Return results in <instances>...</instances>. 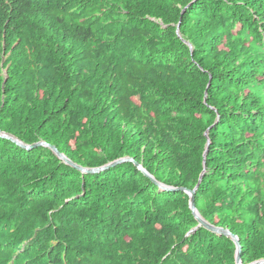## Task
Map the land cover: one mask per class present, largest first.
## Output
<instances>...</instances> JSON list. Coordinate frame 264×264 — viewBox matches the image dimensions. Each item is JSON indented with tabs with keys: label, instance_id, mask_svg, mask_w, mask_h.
<instances>
[{
	"label": "trees",
	"instance_id": "1",
	"mask_svg": "<svg viewBox=\"0 0 264 264\" xmlns=\"http://www.w3.org/2000/svg\"><path fill=\"white\" fill-rule=\"evenodd\" d=\"M0 132L202 176L199 215L264 260V0H0ZM196 227L133 163L0 138V264H235Z\"/></svg>",
	"mask_w": 264,
	"mask_h": 264
},
{
	"label": "water",
	"instance_id": "2",
	"mask_svg": "<svg viewBox=\"0 0 264 264\" xmlns=\"http://www.w3.org/2000/svg\"><path fill=\"white\" fill-rule=\"evenodd\" d=\"M178 29L179 28L177 26V30H176V33L177 34H178ZM186 44L192 50V47L188 43H186ZM208 86H209V84H208ZM204 100H205V98H204ZM205 136L208 138V130L206 131ZM0 138L9 139L12 142H14L16 145H18L20 148H22V149H24L26 151L32 150V149L37 148V147H46V148L50 149L53 152V154H55V156L59 160H61L64 164H66V165H68V166L76 169L81 174H99V173H102V172H105V171L109 170L110 168H114L115 166L120 165V164H123V163H126V162L133 163L134 166L137 168V170H139L146 177L150 178L152 180V182L158 186V188H159V190L161 192H177V191H183L184 193H186L189 196V209H190L192 215L194 216V219L197 222L196 229L199 228V227H202V228L206 229L207 231H209V232H211V233H213V234H215L217 236H225V237L229 238L230 240H232L233 243L235 244V247H236L235 264H242L241 257H240L241 248H240V245H239L238 238L236 236L232 235L226 229H223V228H219V227H215V226L210 225L208 222H206L199 215V213L197 212V210L195 208V205H194V196H195V193L197 191V188L199 187V184L201 182L202 176H200L197 185L195 186V188L192 191H188V190H185V189H182V188H179V189H177V188H171V187H167V186H165L163 184H160V183L156 182L155 180H153V178L141 167L140 164L134 162L133 159L128 158V157L115 160V161H113V162H111V163H109V164H107V165H105L103 167H100V168H92V169L82 168V167L77 166V165L73 164L72 162H70L65 156H63L62 154H60L54 147L49 146V145H47L44 142H38V143H35V144H32V145H25L22 142H20L19 140H17L16 138L12 137L11 135L6 134V133H2V132H0ZM208 145H209V141L207 142V145H206V148H205V151H204V154H203V161L205 160V157H206L207 146ZM251 264H264V260H259V261L253 262Z\"/></svg>",
	"mask_w": 264,
	"mask_h": 264
}]
</instances>
